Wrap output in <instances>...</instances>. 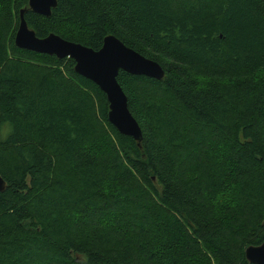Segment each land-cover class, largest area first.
I'll list each match as a JSON object with an SVG mask.
<instances>
[{"label": "trees", "instance_id": "1", "mask_svg": "<svg viewBox=\"0 0 264 264\" xmlns=\"http://www.w3.org/2000/svg\"><path fill=\"white\" fill-rule=\"evenodd\" d=\"M36 37L112 35L161 80L119 71L139 145L105 95ZM0 264H250L264 242V0H0Z\"/></svg>", "mask_w": 264, "mask_h": 264}, {"label": "water", "instance_id": "2", "mask_svg": "<svg viewBox=\"0 0 264 264\" xmlns=\"http://www.w3.org/2000/svg\"><path fill=\"white\" fill-rule=\"evenodd\" d=\"M57 0H28V10L35 14L49 17ZM26 9L19 11V22L14 36L16 48L54 56L61 60L70 58L74 61L77 75L96 85L105 95L108 103L107 119L109 124L122 136L131 137L138 145L141 141V129L127 106V97L117 81L119 71L133 76H144L161 80L164 71L161 66L133 49L125 46L112 35L103 39L99 50L94 51L80 44L67 41L55 34L38 38L28 28L24 19ZM7 184L0 176V193ZM245 259L250 264H264V242L249 245L244 250Z\"/></svg>", "mask_w": 264, "mask_h": 264}, {"label": "bare ground", "instance_id": "3", "mask_svg": "<svg viewBox=\"0 0 264 264\" xmlns=\"http://www.w3.org/2000/svg\"><path fill=\"white\" fill-rule=\"evenodd\" d=\"M36 36V35H35ZM96 86V85H95Z\"/></svg>", "mask_w": 264, "mask_h": 264}]
</instances>
